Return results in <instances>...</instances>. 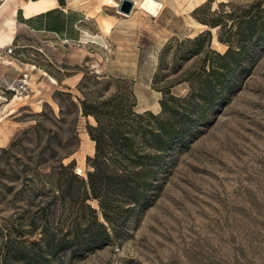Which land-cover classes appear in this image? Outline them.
Here are the masks:
<instances>
[{
	"label": "rangeland",
	"instance_id": "1",
	"mask_svg": "<svg viewBox=\"0 0 264 264\" xmlns=\"http://www.w3.org/2000/svg\"><path fill=\"white\" fill-rule=\"evenodd\" d=\"M114 1L95 0L82 29L96 42L23 35L0 58V264H264V0H163L157 17ZM219 36L240 54L218 81L207 72L222 66ZM120 92L133 93L141 122L175 97L167 120L182 140L167 138L146 202L126 205L109 237L91 227L100 240L48 252L44 231L73 239L90 221L81 201L60 196L71 171L92 170L97 122L82 102ZM141 142L139 155L152 157Z\"/></svg>",
	"mask_w": 264,
	"mask_h": 264
},
{
	"label": "trees",
	"instance_id": "2",
	"mask_svg": "<svg viewBox=\"0 0 264 264\" xmlns=\"http://www.w3.org/2000/svg\"><path fill=\"white\" fill-rule=\"evenodd\" d=\"M203 24L207 25L208 22L204 21ZM219 25L220 23L215 20L210 23L211 27ZM205 32L210 34L209 31L201 32L194 37V42L199 43L205 37L203 35ZM251 33L244 36L243 40L250 41ZM240 35L242 36V33ZM218 39L227 45L224 53H216V57L222 61V66L210 67L207 73L213 80L219 81L223 74L221 72L228 68L227 64L235 62L240 53L233 50L232 41L222 39L220 36ZM211 82V80L203 82L201 97L204 98L203 100L206 99L205 101H208V94L213 89ZM193 94L194 92L191 95ZM133 96L132 92H120L97 104L82 102L83 114L92 115L97 122V125L89 130L90 138L95 142V154L92 158H88L92 170L87 172L86 178L79 177L71 171L72 178L67 181L65 188L61 189L60 196L81 201L89 211L90 221L79 233L81 237L75 232L73 239L67 236L68 232L58 238L57 234L44 231L42 241L44 249L48 252H56L70 246L77 248L85 242L100 240L101 233L97 230L92 232L91 227H97L99 231H103L104 236L109 237L106 230L108 228L113 232L116 230L121 212L126 209L124 208L126 205L146 202L147 179L154 167L152 161L157 162L158 153L167 149V138L182 140V131L176 130L174 124L167 120V115L173 114L176 110L169 104L171 100H175V97H163L159 102L161 113L153 115L145 112L149 120L141 122L145 120V116L134 112ZM138 138L142 141V145L155 152L152 157L144 158L139 155L136 147ZM145 159L151 161L149 167L144 165ZM66 167L68 166L62 165V168ZM73 179L77 184L73 182ZM88 199L98 202L104 221L99 220L98 210L86 203Z\"/></svg>",
	"mask_w": 264,
	"mask_h": 264
},
{
	"label": "crops",
	"instance_id": "3",
	"mask_svg": "<svg viewBox=\"0 0 264 264\" xmlns=\"http://www.w3.org/2000/svg\"><path fill=\"white\" fill-rule=\"evenodd\" d=\"M40 0H0V58L11 56L7 49L13 47L17 37L23 35L36 36L41 33H51L65 47L67 44L80 41L84 36L83 27L89 20L95 0H52L53 5L45 10L26 15L23 4ZM15 9V11H14ZM13 18L15 31L12 39H6L7 20ZM7 67V65H4Z\"/></svg>",
	"mask_w": 264,
	"mask_h": 264
},
{
	"label": "bare ground",
	"instance_id": "4",
	"mask_svg": "<svg viewBox=\"0 0 264 264\" xmlns=\"http://www.w3.org/2000/svg\"><path fill=\"white\" fill-rule=\"evenodd\" d=\"M9 1H12V0H7L6 3H8ZM106 2L107 3L113 2V3H115V6H118V3L115 2L114 0H106ZM132 2L134 3V6H137L143 12L149 14L152 17H157L160 14V11L162 10V8L164 6L165 1H163V0H132ZM53 4H54V2L52 0H40L37 2H31L30 1L28 3L23 4V6L25 9L26 15H30V14L45 10ZM14 11H15V9H14ZM110 25H111L110 23H105V25L103 27L104 32L108 33L110 31V28H111ZM197 25L201 26V27H206L204 24H201V23H197ZM14 31H15V22H14V19L11 17L7 20V31L4 34L6 39L7 38L12 39V34ZM98 37L99 36H97V37L92 36L88 32H84L83 41L85 43L86 42H96ZM2 41L3 40H1V38H0V45L2 44ZM213 42H217V41L215 39H213ZM3 61L9 62L7 55H4ZM16 98H19V97L15 96V99ZM3 138L6 139L5 136ZM76 172L81 173V169L77 168Z\"/></svg>",
	"mask_w": 264,
	"mask_h": 264
},
{
	"label": "water",
	"instance_id": "5",
	"mask_svg": "<svg viewBox=\"0 0 264 264\" xmlns=\"http://www.w3.org/2000/svg\"><path fill=\"white\" fill-rule=\"evenodd\" d=\"M133 5L134 3L132 2V0H121L119 10L126 14H129Z\"/></svg>",
	"mask_w": 264,
	"mask_h": 264
},
{
	"label": "built area",
	"instance_id": "6",
	"mask_svg": "<svg viewBox=\"0 0 264 264\" xmlns=\"http://www.w3.org/2000/svg\"><path fill=\"white\" fill-rule=\"evenodd\" d=\"M11 51H12L11 48H8V49H7V52H8V53H11Z\"/></svg>",
	"mask_w": 264,
	"mask_h": 264
}]
</instances>
